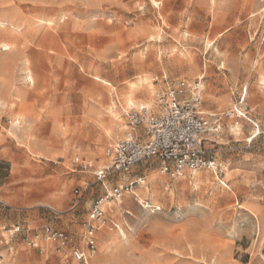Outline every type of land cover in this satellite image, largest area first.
I'll list each match as a JSON object with an SVG mask.
<instances>
[{
    "label": "rangeland",
    "instance_id": "obj_1",
    "mask_svg": "<svg viewBox=\"0 0 264 264\" xmlns=\"http://www.w3.org/2000/svg\"><path fill=\"white\" fill-rule=\"evenodd\" d=\"M263 21L264 0H0V264H60L54 244L12 227L31 239L50 225L81 247L91 201L133 181L106 204L86 264H264ZM178 80L199 85L220 126L203 141L215 169L195 181L148 159L100 183L71 166H107L129 132L127 93L150 107Z\"/></svg>",
    "mask_w": 264,
    "mask_h": 264
},
{
    "label": "built area",
    "instance_id": "obj_2",
    "mask_svg": "<svg viewBox=\"0 0 264 264\" xmlns=\"http://www.w3.org/2000/svg\"><path fill=\"white\" fill-rule=\"evenodd\" d=\"M257 38L259 44L264 41V24L258 31ZM245 90L246 87L242 89L240 102L244 98ZM202 101V91L197 83L178 80L172 87L155 95L154 108L141 105L126 113L129 132L105 148L107 166L95 167L91 160L77 156L73 158L71 166L80 171L91 170L95 182L100 183L108 172L128 173L134 166L148 159L160 161L161 172L170 173L171 176H182L184 172L193 173L199 169H215L213 158L203 147V137L210 131L217 130L218 126L213 125L202 112ZM227 114L245 117L236 107ZM252 125L258 131V124L252 122ZM133 183L136 182L116 184L91 202L87 222L80 235L83 243L81 247L76 245L70 233L50 225L42 226L40 232L31 239L28 229L19 225L13 226L10 232H21L23 240L28 244H32L40 236L54 244L62 255L60 264H86L96 251L97 231L107 223L106 204L121 200ZM74 193L80 194L78 189Z\"/></svg>",
    "mask_w": 264,
    "mask_h": 264
},
{
    "label": "bare ground",
    "instance_id": "obj_3",
    "mask_svg": "<svg viewBox=\"0 0 264 264\" xmlns=\"http://www.w3.org/2000/svg\"><path fill=\"white\" fill-rule=\"evenodd\" d=\"M26 75H27V78L29 79V81L32 83V77H31V74H30V71L29 70H27V73H26ZM258 83L260 84V85H262L263 86V88H264V75L263 74H259V77H258ZM134 87V85H132L131 86V88H133ZM132 90V89H131ZM132 92H130V94H131ZM130 94H128L127 93V95H126V98H125V103H126V106H127V108H134L135 107V101H133L134 99H132V94L130 95ZM134 94V93H133ZM141 104V103H140ZM144 104V103H143ZM112 105V104H111ZM142 105V104H141ZM141 105H138V107L139 106H141ZM145 106H147L148 107V105H149V103H146V104H144ZM114 108V107H113ZM114 110V109H113ZM112 112V114H113V112L114 111H111ZM203 113H204V111H202ZM115 116V115H114ZM113 116V117H114ZM119 118H120V116H119ZM116 120H118V117H116ZM121 121V120H120ZM11 125H13V127H14V129L15 130H17L19 127H20V118L19 117H17V118H15V119H13V121H12V124ZM122 127V126H121ZM125 127H127V126H124V128ZM127 129H128V127H127ZM193 174V173H192ZM194 175H195V181H200L201 180V176L199 175V174H195V172H194ZM203 180V179H202ZM198 183V182H197ZM120 203V202H119Z\"/></svg>",
    "mask_w": 264,
    "mask_h": 264
},
{
    "label": "crops",
    "instance_id": "obj_4",
    "mask_svg": "<svg viewBox=\"0 0 264 264\" xmlns=\"http://www.w3.org/2000/svg\"><path fill=\"white\" fill-rule=\"evenodd\" d=\"M263 22H264V21H263ZM253 36H254V35H253ZM263 43H264V41H263L261 44H259V42H258V45L261 46ZM169 88H170V87H169ZM166 90H167V89H166ZM163 91H164V90H163ZM160 92H161V91H160ZM148 107H149V106H148ZM154 107H155V103H154L153 106H150V108H154ZM217 126H218V129H217V130H215V131H210V132H212V133H216V132H218V130L220 129V126H219V125H217ZM210 132H209V133H210ZM209 133H207V134H209ZM207 134H205V135H207ZM205 135H204V136H205ZM203 139L205 140V137H203ZM160 165H161V163H160ZM93 200H94V199H93ZM93 200H92V201H93ZM92 201H91V202H92Z\"/></svg>",
    "mask_w": 264,
    "mask_h": 264
}]
</instances>
